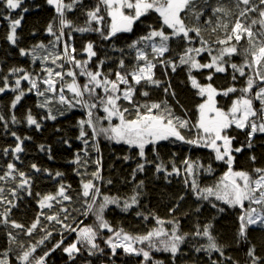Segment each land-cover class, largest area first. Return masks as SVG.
Segmentation results:
<instances>
[{
    "label": "snow or ice",
    "instance_id": "6c2138e0",
    "mask_svg": "<svg viewBox=\"0 0 264 264\" xmlns=\"http://www.w3.org/2000/svg\"><path fill=\"white\" fill-rule=\"evenodd\" d=\"M22 0H3L4 6L8 10H15L20 7ZM49 5L55 9L56 16L53 22L47 26V33L54 37L49 43L55 48L58 42L63 41V51H48L46 55L38 56L36 49H45L44 44H39L32 50L33 59H39L43 65L42 72L45 74L42 80L33 79L32 74L24 69H12V73H22L15 81L14 91H19L12 101L14 108L25 92L20 89L21 80L29 81L31 87L29 91L36 90L38 96L45 97V102L40 107H45L53 97H48L47 93L58 95V103L66 105L68 109L81 107L85 109L86 118L78 121L79 135L77 139L81 140L85 146L89 144L88 130H91V139L93 147L98 152L99 148L95 143L96 138L103 136L109 141L128 145L130 148L138 149V156L146 159V146L152 145L153 150L161 141H179L195 147H204L211 150L214 159L227 165V170L220 179L213 185L201 188L195 180V175L202 167L198 161L185 159L183 161V171L193 177L191 181V190L199 200L211 202L210 198L219 201L229 208H239L240 214L237 217L239 222L237 236L240 239H247V232L251 226L260 225L264 227V168H254L252 173L233 168L235 156L233 153H240L243 146L233 148V141L236 139L229 135V130L233 127L246 132L248 138L247 146L251 148V141L256 133L264 134V0H228L224 4L223 0H217L215 5L209 3V0H96L93 7L86 9L84 14L87 19L84 27L75 26L66 18V11H72L79 6L84 8L82 0H71V3H65L64 0H47ZM211 9V16L208 20H203L207 14L205 9ZM154 12L158 14L160 27L153 28L149 25V31L146 35L139 37L128 45L130 50L135 51V63L130 71H122L126 68L125 61L121 59L118 63V70L115 71V79L111 78V72L105 74L102 71L104 61L101 60L95 71L88 68L89 61L97 55L92 42L84 46V52L87 53V60H77L74 53L76 49L68 43L72 39V32H98L104 40H109L117 36L118 33H129L133 30V25L141 17ZM215 23L213 26V19ZM8 19V17H5ZM194 20L192 25L186 21ZM210 26L209 38L205 39L202 35L201 21ZM110 21V22H109ZM95 23L97 27H92ZM20 25V19L11 20L10 33L7 39L15 43V32ZM105 26L107 31H104ZM71 29V32L65 33V29ZM195 35H192V34ZM222 33V35H221ZM67 36V40L64 37ZM214 37V38H213ZM183 41L187 47L179 57V64L188 67V79L192 88L196 89V95L201 98V102L195 107L196 119L193 121L184 118L175 113L167 100L163 101H145L143 103L136 99L138 86L149 85L160 88L164 82L155 78L154 69L157 64L165 68L171 67L173 72L178 65L170 59H164L169 52V42L171 40ZM242 40L247 41V47L241 49ZM193 41L199 43V47L193 46ZM151 49L149 52L148 49ZM123 51V50H121ZM20 54H29L21 49ZM207 54L208 61L201 63L198 57ZM235 55H241L243 62L233 63L231 58ZM48 63L55 65L59 71L49 67ZM69 65L67 71L65 66ZM232 70L233 82L239 78H246L244 86L237 88L235 84L218 89L211 83L215 73H226L228 69ZM79 69V72L76 71ZM209 70L206 80L207 84H201L191 75L193 70ZM247 69V71H246ZM167 75V73H165ZM78 76L84 77L85 82L80 84ZM66 77L71 78L70 82ZM39 83L45 85L43 91L39 88ZM9 87L7 78H5L4 87H0V93H3ZM165 94L175 96L171 92V85L163 88ZM65 92L71 93V97L66 96ZM239 93L227 109L218 105L217 97H228L230 94ZM140 96L148 97L149 92L140 91ZM128 106H124L123 102ZM259 102V107L255 102ZM102 112L103 115H98ZM63 114V111H61ZM186 115V114H185ZM48 119H56L55 115L49 112ZM4 118L0 116V120ZM15 122V116L12 117ZM107 121V126L103 122ZM118 121V122H115ZM27 123L35 125L37 129L40 124L29 113ZM195 129V136L189 138L184 134V130ZM250 129V130H249ZM13 136H16L13 133ZM18 143L11 149L13 155L23 151L20 137L16 136ZM5 154L9 151L5 149ZM18 158V157H17ZM128 159V157H125ZM255 161V156L250 157ZM80 157H76L75 162H79ZM97 170L91 173L92 179L82 181L80 195L85 198L84 210L81 215L87 217L89 214L95 217L92 225H83V222L76 223L75 217L66 207H61L58 212L45 214L43 211L36 217L35 221L25 229L24 225L9 221L8 215L10 209H6L0 216L2 222L11 224L14 229H21L26 235L31 236L38 228L45 234L36 241L35 244L27 248L20 245L22 253L17 257L19 264H47L49 257L57 249L63 250L69 261H75L77 256L86 252L88 256H95L97 253H103L104 249L96 243L97 238L103 230H107L111 235L104 239V244L111 250V255H117V250L122 249L125 255L142 257L140 264H163L162 261L154 260L151 253L153 251L168 252L173 257L176 256L180 245L186 241L189 235L194 237H205L208 240L206 245L196 248V251L220 252L223 255L222 247L217 244L215 238L210 234L211 223L206 224L201 230L199 226L193 233L180 234L179 221L171 220L167 223L173 225L171 232L165 230L162 226L165 221L156 218V223L161 225L143 235L133 236L124 232L123 229L115 230L104 218V212L108 205L116 204L120 206L119 200L115 197L104 195L101 200L97 197L101 195L100 187L95 181H101L99 164L97 159ZM32 168L40 171L35 164ZM144 164H138L133 170V176L137 171H143ZM156 171H165L161 165H157ZM180 169L173 164L172 172L179 175ZM205 171L211 173V165ZM16 174L20 178L18 188H24L30 181L24 172L18 171L13 163H8L7 171L0 175V181L12 177ZM57 176L62 173L57 172ZM185 185H188L186 179ZM111 183V181H108ZM143 182H140V187ZM70 187V186H69ZM0 188V194L3 193ZM30 194V193H29ZM15 196V190H12ZM183 197H181L182 199ZM72 197L67 194V187L60 185L55 195H44L39 201V207L51 209L53 201H71ZM247 202V207L245 206ZM11 203L6 201L0 195V204ZM137 197L134 195L123 203V209L127 210L137 204ZM213 208H218L216 203H212ZM199 209H197L198 211ZM79 211V210H77ZM219 212L225 211L223 207L218 208ZM63 213V218H61ZM140 215V213H138ZM41 216L49 224L60 225L61 239L57 241L43 255L34 257V253L40 245L52 237V231H48L46 226L41 223ZM71 219L72 223L67 221ZM144 219H148L147 216ZM75 224V226H73ZM83 225V226H82ZM64 233H74L75 240L64 246ZM10 242H15L12 233H8ZM134 245H146V247H136ZM0 264H9L8 253L3 254ZM247 256L251 259V264H264L260 257L256 256L255 248L251 247L247 251ZM231 259L230 257L228 258ZM90 264V262H89ZM213 264H218L213 261Z\"/></svg>",
    "mask_w": 264,
    "mask_h": 264
},
{
    "label": "trees",
    "instance_id": "16d2710c",
    "mask_svg": "<svg viewBox=\"0 0 264 264\" xmlns=\"http://www.w3.org/2000/svg\"><path fill=\"white\" fill-rule=\"evenodd\" d=\"M64 2L71 3V0H64ZM216 2L217 0H209L212 5H215ZM95 3L96 0H82L84 8L77 6L72 11H66V18L77 27L86 26L87 17L84 11L93 7ZM223 3L228 4V0H223ZM205 11L207 14L203 20H208L211 16V9L206 8ZM55 16V9L47 3V0H22L20 7L11 11L6 9L3 0H0V87H4L5 78L9 85L3 93H0V116L4 118L0 120V175L7 171L8 163H13L15 168L24 172L30 181L29 185L22 189L17 187L20 178L15 173L12 177L0 181V188L4 190L0 195L6 198V201H11L10 204H0V213L10 209L9 221L22 224L26 229L42 211L45 214H53L58 212L61 207H66L71 216L75 217L76 223L82 221L83 225H92L95 221L93 215L89 214L85 217L80 214L85 205V198L80 195V192L82 181L92 179L91 173L97 170L96 161L99 159L100 175L103 179L95 181L101 191L97 200H101L104 195H107L117 198L120 203L119 207L116 204L108 205L104 212V218L113 229H123L124 232L133 236L143 235L161 226L156 223V218H159L165 221L162 225L165 230L171 232L173 225L167 222L175 219L179 221L180 234H184L195 232L197 226L202 230L206 224L211 223L210 234L223 251V255L216 251L198 252L196 248L206 245L207 238L189 235L186 241L180 245L175 257L168 252L153 251L151 255L154 260L162 261L163 264H213V261H217L218 264H251L247 251L254 247L256 256L264 261V227L251 226L247 232V239L238 238L239 222L237 217L241 210L229 208L227 205L215 201L214 198H210L211 202L199 200L191 190L193 177H189L183 171V161L186 158L198 161L202 166L195 175V180L201 188L215 184L227 170V165L214 159V154L210 149L195 147L179 141H161L155 151L152 145L146 146V159H141L138 156V149L99 136L95 141L99 148L97 152L92 146L90 129L88 130L89 144L87 146L77 139L80 130L78 121L86 118L85 109L79 106L68 109L66 105L58 103V95L54 96L53 93H47L48 97L53 98L45 107H40L39 105L45 102V97L38 96L36 90L29 91L31 85L27 80H21L20 83V89L25 92V95L14 108L12 107L13 99L19 94V91L13 90L16 87L15 81L22 75L19 72L12 73V69H24L32 74L33 79L42 80L45 75L42 72L43 65L39 59L34 60L31 54L34 47L39 44L46 46L45 49H36L38 56L46 55L50 50L63 51V41L58 42L56 47L52 48L49 42L54 37L46 31L48 24L53 22ZM14 19H20V25L15 32V43L7 39L11 31V20ZM212 19L214 26L215 18ZM203 20L201 27L208 30H202V35L207 39L210 26L204 24ZM186 22L195 24L194 20ZM149 25L153 28L160 27L158 14L151 12L141 17L134 23L131 32L118 33L116 37L109 40H104L100 33L94 31L72 32V39L68 40V43L76 49L74 53L76 59L83 61L88 59L87 53L84 52V46L86 43L92 42L97 55L91 58L88 68L95 71L99 62L103 60L102 71L105 74L111 72V78L115 79L114 73L118 70V63L121 59L125 61L126 65L122 71L131 70L135 63V51L130 50L128 45L146 35L150 30ZM92 27L95 28L97 25L93 23ZM104 31H107L106 26ZM68 32H71V29L66 28L65 33ZM64 39L67 40V36ZM187 46L183 41L175 39L169 42L170 50L165 54L164 59L173 60L178 65L176 71L173 72L171 67L165 68L163 65L157 64L154 69L155 78L163 81L164 85L160 88L149 85L138 86L136 99L141 103L146 100L157 102L167 100L177 115L194 121L196 119L195 107L201 102V98L196 95L197 90L192 88L188 79V67L179 64V57ZM193 46L199 47V43L193 41ZM240 47L241 49L247 47V41L242 40ZM21 49L26 50L29 54L22 56ZM148 51L150 52L151 49L149 48ZM198 59L201 63H205L209 57L207 54H202ZM231 60L233 63L240 64L243 62V57L235 55ZM48 66L54 70H60L50 63ZM68 67L70 66L66 65L64 71H67ZM76 71L79 72V69ZM191 75L201 84L209 83L206 80L209 75L207 69L193 70ZM236 75L238 80L233 82L232 70L229 68L226 73H215L211 83L218 89H224L233 84L237 88L244 86L246 78H239L238 73ZM66 80L70 82L71 78L66 77ZM78 82L83 84L85 78L78 76ZM168 84L171 85V92L175 93L174 97L164 93L163 88ZM38 86L43 91L45 85L39 83ZM144 90L149 92L148 97L140 96V91ZM65 94L71 97V93L65 92ZM238 95L237 92L228 97L218 96V105L227 109ZM123 104L128 106L126 101ZM255 106L259 107L258 101L255 102ZM50 111L52 115L56 116V119L47 118ZM29 113L40 124L39 129L35 125L27 123ZM98 115H103V113L100 112ZM13 116H15V122H13ZM103 124L107 126V121H104ZM247 131L233 127L229 130V135L236 138L233 141V148L243 146L240 153H233L235 156L234 170L252 173L254 168H264V134L256 133L251 141L252 146L249 148L247 146ZM13 133L20 137L23 149L22 152L15 155L11 149L15 148L18 141ZM184 134L192 138L195 136V129H186ZM5 149L9 150L7 154H5ZM77 156L80 157L78 163L75 162ZM252 156H255V161L250 159ZM33 164L40 169L39 172L32 168ZM138 164H144V170L137 171L133 176V170L137 168ZM173 164L181 170L179 175L175 173L167 175L172 172ZM157 165H161L165 171L157 172ZM209 165L212 168L211 173L205 171ZM57 172L62 175L57 176ZM186 179L189 182L188 185H185ZM141 181L143 184L137 187ZM61 184L67 187V194L72 197L71 201H61L60 203L53 201L51 209L44 208L42 210L39 207L40 199L44 195H55ZM12 190H15V196L12 195ZM134 195L137 197L138 203L124 210V201ZM181 197L183 198L181 199ZM212 203H216L218 208L223 207L225 211L219 212L218 208L212 207ZM245 206L247 207L246 202ZM197 209L199 210L197 211ZM145 216L148 219H144ZM61 218H63V213H61ZM2 220L3 217L0 216V259H3V254L7 252L9 264H19L17 257L24 250L20 245L23 244L27 248L29 245L35 244L45 233L38 228L31 236H28L23 230L14 229L10 223L5 224ZM67 222L72 223V220L69 219ZM41 223L46 226L48 231H52V237L37 248L33 254L34 257L43 255L61 239L60 225L49 224L43 216H41ZM8 233H12L15 242H10ZM64 235V246L75 240L74 233H64ZM109 235L111 233L103 230L96 240V243L104 249L103 253L88 256L86 252H83L73 262L69 261L61 248L46 258L47 264H89V262L90 264H140L142 257L125 255L122 249H118L117 255L112 256L111 250L104 244V239ZM134 246L146 247V245Z\"/></svg>",
    "mask_w": 264,
    "mask_h": 264
},
{
    "label": "rangeland",
    "instance_id": "374dc122",
    "mask_svg": "<svg viewBox=\"0 0 264 264\" xmlns=\"http://www.w3.org/2000/svg\"><path fill=\"white\" fill-rule=\"evenodd\" d=\"M247 203V202H246ZM254 226H256V225H254Z\"/></svg>",
    "mask_w": 264,
    "mask_h": 264
}]
</instances>
